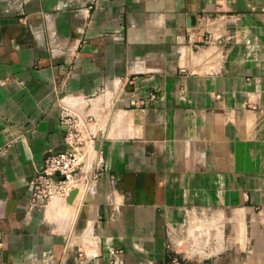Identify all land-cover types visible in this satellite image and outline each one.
Masks as SVG:
<instances>
[{
  "label": "crops",
  "instance_id": "crops-1",
  "mask_svg": "<svg viewBox=\"0 0 264 264\" xmlns=\"http://www.w3.org/2000/svg\"><path fill=\"white\" fill-rule=\"evenodd\" d=\"M113 87V128L135 135L100 139L88 186L30 209L56 99ZM190 208L224 211L220 244ZM117 257L264 264V0H0V264Z\"/></svg>",
  "mask_w": 264,
  "mask_h": 264
},
{
  "label": "built area",
  "instance_id": "built-area-1",
  "mask_svg": "<svg viewBox=\"0 0 264 264\" xmlns=\"http://www.w3.org/2000/svg\"><path fill=\"white\" fill-rule=\"evenodd\" d=\"M115 90L113 87L107 92L104 88L98 93L96 97H101L102 101V104L99 102L100 107L98 103L94 104L96 101L93 102L92 98L79 95L63 94L56 99L59 124L64 130L62 147L47 155L32 175L29 181L30 209L44 208L53 199L68 196L72 190L78 189L79 185L90 179L84 171L85 153L82 154L80 149L100 142L101 134L94 131L92 124L96 126L99 123L97 110L111 108ZM135 103L134 101L133 104ZM99 149H95L91 165L102 164Z\"/></svg>",
  "mask_w": 264,
  "mask_h": 264
},
{
  "label": "rangeland",
  "instance_id": "rangeland-1",
  "mask_svg": "<svg viewBox=\"0 0 264 264\" xmlns=\"http://www.w3.org/2000/svg\"><path fill=\"white\" fill-rule=\"evenodd\" d=\"M203 14V13H202ZM205 14V13H204ZM211 17H213V16H211ZM202 44V43H201ZM98 94H96V95H93V96H90L89 98H93V97H95L96 99L95 100H93V102L94 101H96L98 98H99V100H100V98L101 97H96ZM100 102H101V104H102V101L100 100ZM95 105H97V103H94ZM99 104V103H98ZM101 104H99L98 106L100 107L101 106ZM94 106V105H93ZM106 108V107H105ZM91 109V108H90ZM114 110H116V108L115 107H111V108H109V109H105L104 110V113L106 114L105 116H103V119L102 118H100L99 119V122H100V125H101V123L103 124L104 122H106L107 121V123L105 124V128H104V131L101 133V138L100 139H106L107 137H109V138H111L113 135H115V134H117L118 132H119V130L120 129H123V130H126V132L127 133H130V134H134V131H133V129L131 128L132 126L131 125H129V121L128 120H124V121H122V123H121V126H119V124H118V126H117V128L115 129V128H113V126L115 125L114 124V121H115V117H114V115L116 116V113L118 112V111H115L114 112ZM97 111H101V108H100V110H97ZM103 113V112H102ZM103 113V114H104ZM114 113V114H113ZM99 116V115H98ZM135 135V134H134ZM97 143L99 144V147H98V149L100 148V145H101V142H98L97 141ZM96 143V144H97ZM97 149V150H98ZM100 150V149H99ZM87 154L85 153V156H86ZM93 156H95V153H93V154H91V158L93 157ZM99 156V155H98ZM90 163H91V161H90ZM89 163V167H84V171L86 172V173H88V171L89 170H92V166L94 165V164H90ZM103 166H104V164H103V162H102V164L99 166V168H103ZM90 179H93V177H89ZM89 180V179H88ZM79 186H82V184L81 185H79ZM80 190H82V189H80ZM80 190H79V187H78V189H77V192H76V194L74 195V197H76L77 195H78V192H80ZM69 196V195H68ZM68 196H66V198L68 197ZM81 196V195H80ZM84 195H82L81 197H83ZM188 214H193V215H197V216H199L201 219H202V217H204V216H208V217H211V218H215V216H216V222H213V228L214 227H218V231L220 232V235L219 236H217V234H218V232H216L215 233V237H216V239H212L213 241H211L212 243H215L216 244V242H217V245L218 244H220V241L223 239V237L229 232V228H230V223L229 222H224V219H225V215H224V211H222V210H214V209H194V208H190V209H188L187 211H186ZM234 213H235V211H234ZM221 214H223V216L221 215ZM229 214H231L230 212H227V214H226V216L228 215L229 216ZM207 217V218H208ZM204 220V219H203ZM203 222H207V221H203ZM210 223V222H209ZM198 224H200L201 225V223H198ZM235 224H236V222H234L233 223V226H235ZM239 232V231H238ZM211 233H212V235L214 236V230L213 231H211ZM195 234H197L198 235V233H195ZM72 236V238L73 237H75L74 235H71ZM200 237H202V236H200ZM207 237H208V235H207ZM72 238H69V236H68V239H67V241H72ZM204 238V237H203ZM206 238V237H205ZM207 240H208V238H206ZM211 240V239H210ZM186 241V240H185ZM185 241H182L181 239L179 240V243H178V247L177 248H183L184 247V245L186 244V242ZM205 241V240H204ZM89 242V243H88ZM88 242H86V245H87V248H88V245H90L89 246V248L92 246V242H93V239L92 238H88ZM88 243V244H87ZM209 247H211V249L210 250H212L213 248H216V247H218V246H213L212 244H210V245H207V246H196L195 248H198V250H200V249H206V248H209ZM185 248H187V246L185 245ZM218 249H219V247H218ZM197 250V251H198ZM114 251V253H117L119 256H120V254H121V249L120 248H117V249H115V250H113ZM121 258V257H120ZM119 257H117L116 259H111V260H107V262H108V264H115V263H120V261H121V259H120Z\"/></svg>",
  "mask_w": 264,
  "mask_h": 264
},
{
  "label": "bare ground",
  "instance_id": "bare-ground-1",
  "mask_svg": "<svg viewBox=\"0 0 264 264\" xmlns=\"http://www.w3.org/2000/svg\"><path fill=\"white\" fill-rule=\"evenodd\" d=\"M101 100V99H100ZM100 100H99V98L96 100V103H99L100 102ZM104 100H106V101H108L107 100V98H105ZM99 105V104H98ZM120 112H122V111H120ZM120 112H117V113H120ZM116 113V114H117ZM94 124H92V128H94V130L96 129V127L98 126V125H100V122L94 127L93 126ZM80 151L82 152V154L83 153H86L87 155L85 156V161H86V163H85V168L86 167H89L90 165H89V163H90V161H91V159H93V157L91 158V154H93V153H95V145L94 146H89V145H86V146H83V147H81V149H80ZM91 182V180L89 179L86 183H83V185L85 186L86 185V187L88 186V184ZM60 197H63V196H60ZM66 198V197H65ZM57 201V200H56ZM54 204V203H53Z\"/></svg>",
  "mask_w": 264,
  "mask_h": 264
},
{
  "label": "water",
  "instance_id": "water-1",
  "mask_svg": "<svg viewBox=\"0 0 264 264\" xmlns=\"http://www.w3.org/2000/svg\"><path fill=\"white\" fill-rule=\"evenodd\" d=\"M98 147H99V144L97 143L96 145H95V149H98ZM76 192H77V189H74V190H72L70 193H69V196L67 197V201L69 202L70 200H72V198H74V195L76 194Z\"/></svg>",
  "mask_w": 264,
  "mask_h": 264
}]
</instances>
